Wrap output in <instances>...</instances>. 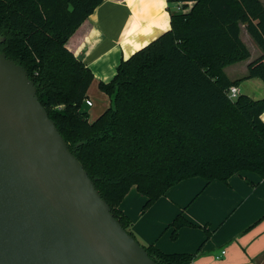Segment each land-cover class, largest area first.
Masks as SVG:
<instances>
[{
	"label": "trees",
	"instance_id": "1",
	"mask_svg": "<svg viewBox=\"0 0 264 264\" xmlns=\"http://www.w3.org/2000/svg\"><path fill=\"white\" fill-rule=\"evenodd\" d=\"M103 0H0V52L21 64L69 150L121 225L118 205L131 186L151 204L179 181L201 176L227 181L250 170L264 178V97L228 88L264 82V1L168 0L169 27L122 58L98 86L109 105L93 120L83 100L93 79L67 40ZM261 49L247 74L224 68L250 56L240 26ZM183 224L179 213L171 236ZM134 236V235H133ZM144 246V245H143ZM157 264H180L191 253L144 246Z\"/></svg>",
	"mask_w": 264,
	"mask_h": 264
},
{
	"label": "water",
	"instance_id": "2",
	"mask_svg": "<svg viewBox=\"0 0 264 264\" xmlns=\"http://www.w3.org/2000/svg\"><path fill=\"white\" fill-rule=\"evenodd\" d=\"M0 264H157L69 150L27 70L3 52Z\"/></svg>",
	"mask_w": 264,
	"mask_h": 264
},
{
	"label": "crops",
	"instance_id": "3",
	"mask_svg": "<svg viewBox=\"0 0 264 264\" xmlns=\"http://www.w3.org/2000/svg\"><path fill=\"white\" fill-rule=\"evenodd\" d=\"M171 3L168 0H103L70 36L66 45L89 66L92 80L108 81L122 58L169 27ZM240 27V37L244 30L252 39L244 25ZM260 54L258 47L254 56ZM251 56L250 53L241 61L244 63L241 77L247 74V63L255 58ZM226 68L224 70L230 78L240 77L230 75ZM255 80L261 88L255 90L254 96L264 97V84L258 77L244 79ZM244 174L252 181L251 185L241 179ZM195 179L197 176L179 181L145 208L146 197L134 185L129 188L118 208L129 219V229L136 240L144 246L153 244L163 252L193 255L191 260L180 264H264V178L246 171L231 175V186L224 190V200L212 206L217 212L204 218L196 215L194 206L191 210L190 207L184 209L188 204L187 197L192 193L188 190ZM202 179L201 188L204 189L211 181ZM199 205L209 208L206 201L195 204ZM179 213L189 221L206 224L211 233L206 235L201 229L182 227L173 238L170 223ZM222 249L225 250L223 254Z\"/></svg>",
	"mask_w": 264,
	"mask_h": 264
},
{
	"label": "rangeland",
	"instance_id": "4",
	"mask_svg": "<svg viewBox=\"0 0 264 264\" xmlns=\"http://www.w3.org/2000/svg\"><path fill=\"white\" fill-rule=\"evenodd\" d=\"M172 3L170 4L171 7L174 10H176L177 9L176 3L175 2H172ZM241 37H242V40L245 42V44L250 49V53L252 54L251 57H255L254 55L258 51V47L255 44V42L248 37V35L245 33L244 30H242L241 32ZM241 61L227 65V68H226L227 73H229L230 75L234 74V75L240 76L241 73H243L242 67L244 66V63ZM238 78H241V76ZM256 80L255 81H244L243 80V82L241 81L239 83V93L255 95V90L260 91V88H261L259 87V83H257L258 81ZM259 81L261 82V84H264V82L260 78H259ZM98 83L99 82H95L94 80H92L87 89V93H86L87 96L92 100L93 106H86L83 104V109L84 111L87 112V116L90 119L96 118L109 105V97L103 90L99 88ZM242 171H246L247 173L256 174L255 172L250 171V170H242ZM232 176H237V172L233 173ZM230 177L231 176H229V178ZM197 178L198 179H195V183H193V185L188 190V193L189 192H192V193L188 195L187 197L188 204L184 209H187L190 207V210H191V208H193L194 206L193 209L195 210L196 215L200 218H204L206 216L213 215L214 213L217 212V210H214L212 206H217L218 204H221L222 200H224L225 198L224 190H226V188H230L231 185L229 183V178L227 179V181L214 179L209 183L207 187L202 189L201 187L204 183L202 179L203 177L197 176ZM241 179L245 182V184H250V185L252 184V181L246 176V174H244L241 177ZM200 180H201V183L199 184ZM163 195L159 196L157 199H159ZM157 199H155L152 203H154ZM200 201H206L207 203H209V208L206 209L200 205L195 206V204ZM149 205L144 206V208L148 207ZM182 227H191V228L201 229L202 231L206 233V235L211 233V230L208 228L206 224L196 222V221L195 222L190 221V224H183L178 229Z\"/></svg>",
	"mask_w": 264,
	"mask_h": 264
},
{
	"label": "built area",
	"instance_id": "5",
	"mask_svg": "<svg viewBox=\"0 0 264 264\" xmlns=\"http://www.w3.org/2000/svg\"><path fill=\"white\" fill-rule=\"evenodd\" d=\"M239 93V87L236 85H231L228 88V96L231 98H234L235 96H237V94ZM84 105L86 106H91L92 105V100L89 97L84 98L83 100ZM225 252L224 249L221 250V254H223ZM218 257V256H216Z\"/></svg>",
	"mask_w": 264,
	"mask_h": 264
}]
</instances>
